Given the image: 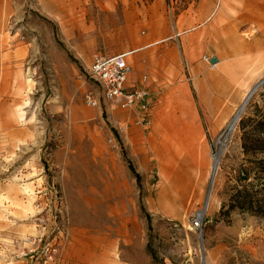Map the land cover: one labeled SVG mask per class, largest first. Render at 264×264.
<instances>
[{"label": "rangeland", "instance_id": "374dc122", "mask_svg": "<svg viewBox=\"0 0 264 264\" xmlns=\"http://www.w3.org/2000/svg\"><path fill=\"white\" fill-rule=\"evenodd\" d=\"M239 4L231 29L256 43L250 51L225 52L223 35L213 37L221 0H0V84H9L0 90V264H264V218L226 211L251 157L241 144L255 123L239 122L264 111L263 82L227 133L264 80V0ZM148 43L132 54L143 56L155 96L148 125L115 103L87 105L85 93L98 94L93 55ZM197 137L207 141L208 175L212 155L218 166L193 229L208 181L194 208L193 199L178 208L175 193L159 201V166L183 174L179 150Z\"/></svg>", "mask_w": 264, "mask_h": 264}, {"label": "built area", "instance_id": "2783aa9c", "mask_svg": "<svg viewBox=\"0 0 264 264\" xmlns=\"http://www.w3.org/2000/svg\"><path fill=\"white\" fill-rule=\"evenodd\" d=\"M126 55L127 52L113 55L101 53L93 55V60L87 73L89 78L96 83L98 94L88 91L85 93L84 99L87 105L93 107L98 106L99 100L102 99L108 103H115L120 109H131L135 113H139V117L134 123L146 126L148 125L147 118L150 107L154 102V97L150 91L143 87L128 88L126 86L127 75L130 71V66L126 62ZM204 221V215L200 216L197 213L191 221V227L199 229ZM19 241V238H15L12 243L17 244ZM24 241V243H34V239L29 237H26ZM40 251L48 259H53L55 249L49 242L43 243ZM25 254L26 252L23 251L20 256Z\"/></svg>", "mask_w": 264, "mask_h": 264}, {"label": "trees", "instance_id": "16d2710c", "mask_svg": "<svg viewBox=\"0 0 264 264\" xmlns=\"http://www.w3.org/2000/svg\"><path fill=\"white\" fill-rule=\"evenodd\" d=\"M254 114L256 120L248 117L239 122L241 129L245 128L247 121L255 123L249 131L243 132L241 144L243 153L251 157L237 168L234 184L229 188L226 211L238 210L264 218V111L255 106Z\"/></svg>", "mask_w": 264, "mask_h": 264}, {"label": "crops", "instance_id": "0c3cea01", "mask_svg": "<svg viewBox=\"0 0 264 264\" xmlns=\"http://www.w3.org/2000/svg\"><path fill=\"white\" fill-rule=\"evenodd\" d=\"M152 37L153 35L152 33H150L147 36L143 37L142 39L145 41H149L152 39ZM151 44L152 43L142 45L140 46L141 47L140 49H137L135 51L132 49V50L120 52V53L127 52L126 62L130 66V71L127 75V81H126V86L128 88L143 87L151 92V90L149 89L150 87H149L147 75L146 74L140 75L143 70V64L141 62L143 56L140 54H135L132 56L133 53L143 48H146ZM147 65L148 64L146 63V67ZM136 83L137 85H135ZM153 97L155 100L154 95ZM154 103L155 102H153V104ZM184 142H186V140H184ZM190 142L193 143L188 145L184 144L183 148L179 150V154L181 158L180 170L181 171L185 170V171L182 172L183 174H179L176 178V183L178 185L179 190L178 193L175 194H180L184 192L186 186L190 185L191 187L190 192L189 191L188 192L191 194L192 191V195H193V197L188 201H186L187 197L182 201H178V203H181V205H183L181 207L178 206V208H183V209H188L190 207L189 202H191L192 199H193V208L195 207V204L198 203V201L204 194V187L206 186L209 178L208 175L209 150L206 139L202 137H197V138H193V140ZM215 212L216 210H214L213 207L210 214H213Z\"/></svg>", "mask_w": 264, "mask_h": 264}, {"label": "bare ground", "instance_id": "6f19581e", "mask_svg": "<svg viewBox=\"0 0 264 264\" xmlns=\"http://www.w3.org/2000/svg\"><path fill=\"white\" fill-rule=\"evenodd\" d=\"M230 3V0H221V13L219 14V16H217V18L213 21V27H214V34L213 37L215 39H219V37L221 36L220 34L223 35L222 40H220V45L227 51L232 52L233 51H239V50H245V51H250L251 49L257 47L255 42H247L246 40H240L241 38L239 37V35L236 34V32L232 29L231 27L233 26V21L232 19H239L241 17V14H239L240 10H241V5L239 4V0H237V2L234 3ZM223 13H225V15H223ZM222 14V15H221ZM229 17H231L229 19ZM202 20V19H201ZM199 22V21H198ZM197 22V23H198ZM229 28L231 32V35L225 36V30ZM247 34V33H246ZM237 41V42H235ZM230 47V48H229ZM141 47H136L133 50H137L140 49ZM232 49V50H230ZM31 80L28 79L27 83L30 85ZM7 82H3L0 84V90H6L8 88ZM247 94L244 96L240 106L238 107L236 113L234 114L232 120L229 123V127H231V129H233V127L235 126L236 122L239 119V116L243 110V103L244 100L246 98ZM245 106V105H244ZM227 128V130H228ZM230 129V130H231ZM228 133V132H227ZM221 145H224V141L222 140ZM213 163H212V168L211 171L209 173V178H208V183L209 181H213V178L215 176L216 170H217V166H218V156L213 157ZM160 171H161V175L163 176L164 180H165V184L162 186L161 191L159 193V201H165L169 198V196L172 193H178V185L176 183V177H172L169 173V171L167 170V167L165 165V163L161 162L160 163ZM213 183V182H212ZM212 186V184H210ZM211 186H209V193L208 191H206V194L204 196V200H203V204L200 206V208L198 209V214L200 216H203L207 210V206H208V202H209V196H210V191H211ZM190 185L186 186V189L184 190V192L180 193V194H176L177 196V201H182L183 199H185L188 195L190 196V198L193 197L192 195V191L191 194L190 192ZM189 191V192H188ZM189 193V194H188ZM208 193V194H207ZM180 207L183 206L181 205V203H179ZM166 207H169L166 203L165 205Z\"/></svg>", "mask_w": 264, "mask_h": 264}, {"label": "water", "instance_id": "95a60500", "mask_svg": "<svg viewBox=\"0 0 264 264\" xmlns=\"http://www.w3.org/2000/svg\"><path fill=\"white\" fill-rule=\"evenodd\" d=\"M209 62L212 64V65H214L216 62H217V58L216 57H211L210 59H209ZM264 82V80H261V81H259L257 84H255L250 90H249V92L247 93V96H246V98H245V100H244V103H243V107H244V105L246 104V102L248 101V99L251 97V95L255 92V90L262 84ZM230 129H231V127H229L228 128V130H227V132H229L230 131ZM215 156H218V154H215L213 157H215ZM214 159V158H213ZM212 180L211 181H209V183H208V188H207V191H208V193H209V186H211L210 184H212ZM207 193V194H208Z\"/></svg>", "mask_w": 264, "mask_h": 264}]
</instances>
